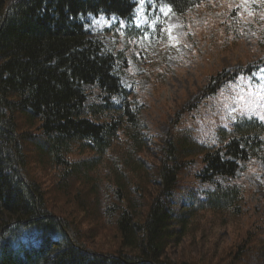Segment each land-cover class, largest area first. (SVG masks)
<instances>
[{"label": "trees", "instance_id": "trees-1", "mask_svg": "<svg viewBox=\"0 0 264 264\" xmlns=\"http://www.w3.org/2000/svg\"><path fill=\"white\" fill-rule=\"evenodd\" d=\"M137 1L0 0V264H264L237 180L264 157V120L221 123L214 144L188 122L264 56L212 75L152 133L119 55L88 30L90 15L132 20ZM156 1L185 14L207 0ZM216 225L236 236L206 253Z\"/></svg>", "mask_w": 264, "mask_h": 264}, {"label": "rangeland", "instance_id": "rangeland-1", "mask_svg": "<svg viewBox=\"0 0 264 264\" xmlns=\"http://www.w3.org/2000/svg\"><path fill=\"white\" fill-rule=\"evenodd\" d=\"M88 20L91 38L119 55L116 73L143 105L148 130L159 135L167 133L176 112L195 99L212 75L264 56V0H207L185 14L156 0H138L132 20L104 15ZM241 116L264 120V69L225 86L198 106L188 122L198 128L202 141L214 144L217 126ZM237 180L246 184L242 230L264 234V157L242 165ZM175 198L178 210L186 197ZM233 236L232 227L216 225L205 232L202 245L206 253L213 246L218 253V246ZM186 250L175 248L171 257Z\"/></svg>", "mask_w": 264, "mask_h": 264}]
</instances>
